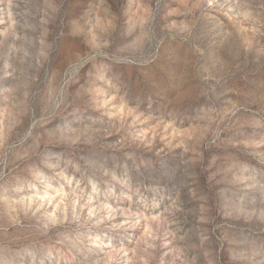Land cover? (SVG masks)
Returning a JSON list of instances; mask_svg holds the SVG:
<instances>
[{
  "label": "rangeland",
  "instance_id": "374dc122",
  "mask_svg": "<svg viewBox=\"0 0 264 264\" xmlns=\"http://www.w3.org/2000/svg\"><path fill=\"white\" fill-rule=\"evenodd\" d=\"M0 264H264V0H0Z\"/></svg>",
  "mask_w": 264,
  "mask_h": 264
}]
</instances>
